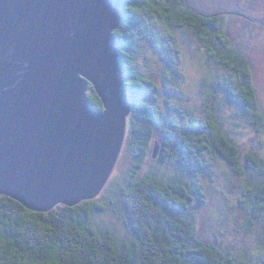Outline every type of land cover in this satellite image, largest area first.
<instances>
[{
  "label": "trees",
  "instance_id": "1",
  "mask_svg": "<svg viewBox=\"0 0 264 264\" xmlns=\"http://www.w3.org/2000/svg\"><path fill=\"white\" fill-rule=\"evenodd\" d=\"M119 2L123 16L114 35L133 107L125 149L135 161L126 182L112 188L113 198L105 205L91 200L75 207L59 205L48 213L34 212L0 195V264H251L219 243L199 237L192 203H205L206 196L202 186L190 182L199 175L212 176L205 161L211 154L224 159L237 176L247 169L264 175L263 159L252 151L243 152L221 126L214 106L222 94L254 125H264L249 58L232 42L221 15L199 13L189 0ZM156 18L166 27L176 53L163 56V38L152 24ZM174 29L191 31L207 52V62L215 64L205 117L185 105V109L173 107L181 101L174 93H168L167 109L161 108L160 84L139 67L143 44L149 43L161 52L167 66L178 69L181 54L185 58ZM177 77L185 76L177 71ZM88 97L93 109L104 111L92 85ZM148 159L154 165L143 173ZM171 162L178 167L175 175L160 170ZM249 193L253 226L264 216V179ZM109 210L128 231L122 238L113 225L97 224V218Z\"/></svg>",
  "mask_w": 264,
  "mask_h": 264
},
{
  "label": "water",
  "instance_id": "2",
  "mask_svg": "<svg viewBox=\"0 0 264 264\" xmlns=\"http://www.w3.org/2000/svg\"><path fill=\"white\" fill-rule=\"evenodd\" d=\"M122 16L119 0H0V195L48 213L104 191L133 111Z\"/></svg>",
  "mask_w": 264,
  "mask_h": 264
},
{
  "label": "rangeland",
  "instance_id": "3",
  "mask_svg": "<svg viewBox=\"0 0 264 264\" xmlns=\"http://www.w3.org/2000/svg\"><path fill=\"white\" fill-rule=\"evenodd\" d=\"M189 3L199 13L223 17L225 31L232 42L243 50L254 69L253 77L260 112L264 116V0H189ZM152 24L163 38L161 41L163 56L176 53L175 47L172 46L173 40L164 24L157 18L152 20ZM174 31L185 58L183 60L181 54L180 61L176 60L178 69L167 66L161 58V52L149 43L143 44L138 59L139 67L143 74L155 78L160 84L161 94L158 102L161 108L167 109L168 93H174L181 97V101L178 100L173 107L184 108L185 105L187 109L205 117L208 113L206 101L213 90L210 86L214 82L211 77L213 73L215 74L216 69L212 68L215 64L207 62V52L191 35V31L183 29ZM219 70L221 69H217L218 73ZM177 71L184 74V79L177 77ZM214 106L221 126L241 145L243 152L252 151L264 161V125L261 127L254 125L253 119L235 105L227 103L222 94L215 99ZM131 117L132 113L129 118ZM134 161L124 146L110 181L101 195L94 200L104 205L108 200H112V188L125 184ZM205 161L209 164L212 176L199 175L190 180L202 186L206 196L205 203H192L197 216L196 227L199 237L210 243H219L226 251L247 259L251 264H264V216L261 220L255 221L253 226L250 225L253 207L249 193L250 189L264 179V175H255L247 169L242 176H237L224 159L212 154L207 155ZM153 165L154 161L148 159L143 173L150 170ZM160 170L168 175H175L178 167L171 162ZM97 224H100V227H104L105 224L113 225L120 231V238L128 232L111 210L100 215Z\"/></svg>",
  "mask_w": 264,
  "mask_h": 264
}]
</instances>
